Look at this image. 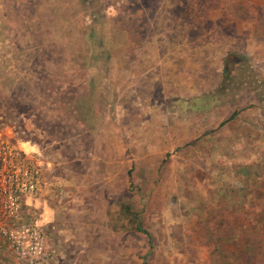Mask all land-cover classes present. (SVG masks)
<instances>
[{"label": "rangeland", "instance_id": "rangeland-1", "mask_svg": "<svg viewBox=\"0 0 264 264\" xmlns=\"http://www.w3.org/2000/svg\"><path fill=\"white\" fill-rule=\"evenodd\" d=\"M0 129L40 264L264 260V0H0Z\"/></svg>", "mask_w": 264, "mask_h": 264}, {"label": "built area", "instance_id": "built-area-1", "mask_svg": "<svg viewBox=\"0 0 264 264\" xmlns=\"http://www.w3.org/2000/svg\"><path fill=\"white\" fill-rule=\"evenodd\" d=\"M41 184L37 162H27L24 151L0 129V250L18 263L40 264L46 258L40 227L22 224L26 199L38 194Z\"/></svg>", "mask_w": 264, "mask_h": 264}, {"label": "trees", "instance_id": "trees-1", "mask_svg": "<svg viewBox=\"0 0 264 264\" xmlns=\"http://www.w3.org/2000/svg\"><path fill=\"white\" fill-rule=\"evenodd\" d=\"M140 232H144L148 237H150L149 236V234L145 231V230H143L142 229V227L141 226H138V228H137ZM264 231V230H263ZM260 244L261 245H264V243L262 244V241H260ZM253 246V245H252ZM264 246H262V248H263ZM250 248H251V244H250ZM252 250H253V248H252ZM262 251V250H261ZM253 259H255V257H253ZM261 264H264V260H263V257H262V261L260 262Z\"/></svg>", "mask_w": 264, "mask_h": 264}, {"label": "crops", "instance_id": "crops-1", "mask_svg": "<svg viewBox=\"0 0 264 264\" xmlns=\"http://www.w3.org/2000/svg\"><path fill=\"white\" fill-rule=\"evenodd\" d=\"M48 254H47V252H46V256H47Z\"/></svg>", "mask_w": 264, "mask_h": 264}]
</instances>
